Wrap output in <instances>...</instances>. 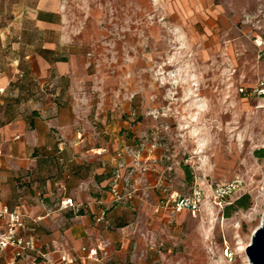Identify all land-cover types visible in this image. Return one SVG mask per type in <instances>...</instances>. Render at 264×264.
<instances>
[{
    "label": "rangeland",
    "instance_id": "374dc122",
    "mask_svg": "<svg viewBox=\"0 0 264 264\" xmlns=\"http://www.w3.org/2000/svg\"><path fill=\"white\" fill-rule=\"evenodd\" d=\"M36 1L0 0V7L8 19L14 6L25 12ZM211 7L216 13L206 10ZM24 12L25 43L38 49L44 39L58 41L59 31L45 36ZM65 25L67 42L58 51L88 57L94 114L97 103L105 106L106 84L127 86L132 102L127 117L135 131L125 143L166 154V164L173 166L167 176L174 177L177 167L185 177L179 192L187 195L197 181L208 186L237 175L246 182L231 200L247 194L250 206L229 216L227 207L207 203L196 214L185 210L156 224L138 221L135 227L155 232L147 239L151 248H142L140 264H251L246 248L264 216V155H258L264 150V98L243 96L238 89L264 79V56L255 43L264 37V0H72ZM22 46L25 54L28 47ZM10 47L0 42L6 69ZM28 65L24 60L20 74ZM118 71L123 76L115 77ZM105 73L113 76L106 80ZM20 74L7 92L12 106L6 119L16 117L29 127L33 107L54 98V87ZM39 164L46 175L58 176L64 161L55 155ZM68 193H58V200Z\"/></svg>",
    "mask_w": 264,
    "mask_h": 264
},
{
    "label": "crops",
    "instance_id": "0c3cea01",
    "mask_svg": "<svg viewBox=\"0 0 264 264\" xmlns=\"http://www.w3.org/2000/svg\"><path fill=\"white\" fill-rule=\"evenodd\" d=\"M71 6L72 0H37L23 11L24 17L45 36L60 32L58 41L44 39L37 44L38 49L36 43L24 42L19 4L8 19L0 7V42L3 47L12 44L8 69L0 62V208L22 212L24 226L20 231L34 238L38 252L44 254L32 252L16 257L14 249L8 248L0 253V264H64L65 255L73 258L71 264H140L142 248L146 247L145 252L151 248L147 239L155 232L135 224L142 219L152 224L168 221L171 214L185 211L155 212L162 197L171 193L184 195L178 185L185 183V177L177 167L174 177L167 176V169L173 166L166 164V154L161 150L150 146L136 151L125 143L129 133L135 131L127 117L132 108L127 86L110 88L106 84L105 106L97 103L94 114L93 93L87 84L94 74L88 71V57L71 53L66 61H54L55 56H63L58 50L67 42L65 23ZM206 10L215 12L212 7ZM22 45L28 47L25 54L21 53ZM22 59L29 64L30 76L41 85L52 81L55 94L33 107V126L29 127L16 117L8 121L3 110L4 97L20 74ZM105 74L106 80L113 76ZM114 76L123 74L118 71ZM56 78L60 79L57 84ZM104 109L108 113H102ZM55 130L56 135H52ZM55 155L64 161L62 173L46 175L40 158ZM116 173L120 175L122 193L126 187L134 189V193L131 200L114 204L110 185ZM197 185L207 187L202 181ZM55 189L61 195L69 192L61 201L72 197L78 206L61 209ZM105 206V219L98 222Z\"/></svg>",
    "mask_w": 264,
    "mask_h": 264
},
{
    "label": "built area",
    "instance_id": "2783aa9c",
    "mask_svg": "<svg viewBox=\"0 0 264 264\" xmlns=\"http://www.w3.org/2000/svg\"><path fill=\"white\" fill-rule=\"evenodd\" d=\"M260 55L264 56V37L256 40ZM239 93L243 96H257L264 98V79H259L251 86H240ZM120 175L116 173L110 185V191L113 195V202H121L123 200H131L133 198L134 189L126 187L125 192L120 190ZM246 186V182L241 175H237L230 180L208 185L207 187L197 185L187 195L171 193L162 197L160 203L155 207V212L162 209H169L174 212L186 210L192 214L199 212L207 203L214 208H224L232 204V196L241 191ZM78 205L72 197L64 198L60 203L61 209L76 208ZM105 214L102 212L97 217L100 222L104 219ZM24 226L23 214L18 209H9L7 207L0 208V253L8 248L14 249L16 257H24L32 252H38L34 238L28 237L20 230ZM229 248L227 249V252ZM44 256L43 253L38 252ZM228 255V254H227ZM64 264H71L73 258L67 255L62 257Z\"/></svg>",
    "mask_w": 264,
    "mask_h": 264
},
{
    "label": "trees",
    "instance_id": "16d2710c",
    "mask_svg": "<svg viewBox=\"0 0 264 264\" xmlns=\"http://www.w3.org/2000/svg\"><path fill=\"white\" fill-rule=\"evenodd\" d=\"M39 16H42L41 13L39 14ZM46 51H47V52H52V53H54V51H51V50H46ZM59 60H61V61H66V60H67V57H65V56H55V57H54V61H59ZM23 61H24L23 59L20 61V66L23 64ZM28 76H30V71H29V69L27 68V69H25V70L23 71V75H22V77H23V78H26V77H28ZM11 85H13V83H11ZM7 95H8V93H7ZM3 106L5 107L4 112H5V117H6V116H7L6 113H7L8 109L12 106V103L10 102L8 96H5V97H4V105H3ZM34 114H35V111L33 112V115H34ZM14 118H15V117L8 118V121L13 120ZM3 123H5V122H3ZM30 125L33 126V123L30 122ZM258 155H259V156L264 155V150H262V152H258ZM184 170H185V172H186V181H187V182H191V181L193 180V177H192V175H191L190 168H189L188 166H184ZM113 203H114V204H117V202H113ZM249 206H250V196L246 194L245 196L239 198L238 200H236V201L233 202L232 204L225 206V207H227V210H228V211H226V215L229 216L233 210H237V209H239V208H244V209H246V208H248ZM106 210H107V206L103 207L102 212H103L104 214H106ZM104 219H105V217H104ZM104 219H103L102 221H104ZM100 222H101V221H100Z\"/></svg>",
    "mask_w": 264,
    "mask_h": 264
},
{
    "label": "water",
    "instance_id": "95a60500",
    "mask_svg": "<svg viewBox=\"0 0 264 264\" xmlns=\"http://www.w3.org/2000/svg\"><path fill=\"white\" fill-rule=\"evenodd\" d=\"M246 253L251 264H264V216L262 224L256 229L246 248Z\"/></svg>",
    "mask_w": 264,
    "mask_h": 264
}]
</instances>
